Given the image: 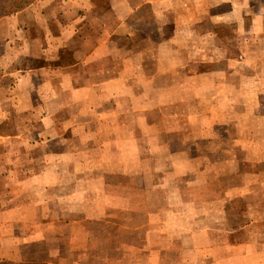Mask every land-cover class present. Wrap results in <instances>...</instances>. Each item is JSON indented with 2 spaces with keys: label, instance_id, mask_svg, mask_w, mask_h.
I'll use <instances>...</instances> for the list:
<instances>
[{
  "label": "crops",
  "instance_id": "1",
  "mask_svg": "<svg viewBox=\"0 0 264 264\" xmlns=\"http://www.w3.org/2000/svg\"><path fill=\"white\" fill-rule=\"evenodd\" d=\"M180 18L183 33L200 24L216 41L183 45L182 82L198 92L163 102L160 81L176 79L158 66H174ZM160 34L170 37L154 43ZM255 67L259 80L240 70ZM256 81L264 0H36L0 18V264H264V166L227 168L242 183L208 201L211 176L192 165L206 155L184 151L191 139H158L197 128L198 99L237 115L254 97L239 83ZM263 143L252 146L260 165Z\"/></svg>",
  "mask_w": 264,
  "mask_h": 264
},
{
  "label": "rangeland",
  "instance_id": "2",
  "mask_svg": "<svg viewBox=\"0 0 264 264\" xmlns=\"http://www.w3.org/2000/svg\"><path fill=\"white\" fill-rule=\"evenodd\" d=\"M181 6H179V9H181ZM181 13V11L179 12ZM175 30L176 33L174 35L173 44H174V51H173V59L172 60L174 66H158V69L160 72L163 70H170L175 74L176 82L172 84H168L166 81L165 76L163 77V81H160L163 83H160L159 85V96L162 97V101H168L165 97L168 96H175V100L178 99V97L181 95L183 90L190 89L195 90L198 92V84L197 83H190V84H184L182 82L183 76H182V59L184 58V52H183V45H195L199 43H208L212 44L216 41V39L211 35L204 36L203 40H201V37L197 34L196 28L200 26V24H196L197 27L192 28L193 32L192 34L188 35L183 33L182 27L183 26V19L180 18V20H175ZM193 22L194 19H192ZM186 22V20H185ZM203 27L206 29L212 28L211 23L207 20H204L201 22ZM199 25V26H198ZM190 27V28H191ZM194 32H196V35H194ZM167 37H170L169 35H157V36H151L153 38L154 43L156 42H163V39H166ZM137 40V41H136ZM136 41V44H138V48H144L148 47L150 44L146 43L148 41V36H141V35H135L134 36V42ZM260 41H255L256 44L249 43V45L254 46L256 49L257 46L261 45L262 43H259ZM259 43V44H258ZM218 44V41H217ZM141 46V47H140ZM257 50H255L256 52ZM162 61V60H161ZM166 62V61H165ZM170 62V61H169ZM154 69V68H153ZM250 71H246L247 68H240V70H243V74L246 75L247 73L254 72V76L257 77V80H259L262 76L263 70L262 68H248ZM130 70L132 72L135 71L134 67H130ZM150 71V68L148 69ZM147 71V73H148ZM251 75V74H249ZM253 76V75H252ZM239 85H242L243 87H248L247 92H252L254 94V97L252 99L242 100L239 101V113L237 115L232 114H223L218 115L215 114L214 109L212 110L211 105L213 103V99L207 98L204 100H197V110L199 106H202L201 109L204 110V113L201 115H194L190 117V123L191 125H197V128H191L190 130L183 131V132H174L169 133V135L159 137L158 139H161V141H171L174 139L179 138L182 140L183 138L186 140L191 139V146H184V151L189 152L192 155L201 154L206 155L205 162L202 160L201 163L195 164L192 163V165H195L198 167L199 165L201 167H204L206 170L207 176L212 179V182L207 183L206 189L203 190L201 188V193L206 196V200L210 201L215 195V190L219 185L222 186H230L234 183L236 185H239V183H242V179H235L233 177H230L228 174H225L227 168L231 170L236 171L237 173L240 172H247L257 171L258 168H262L263 164H259L256 153L254 150H257L256 147L254 149L252 146H258L260 148V143L262 141L264 142V82L259 81L255 82L253 84H250L245 82V84L239 83ZM210 91L214 92V85L211 84ZM208 91L212 97L214 96L215 92L212 93ZM244 91V90H243ZM237 100V99H236ZM238 101V100H237ZM246 105H245V102ZM201 110V111H202ZM164 118V119H163ZM180 119H177L173 122V120L170 118V116H161L160 122H167V126H173L175 124V128H181V126L187 122H184L183 117L180 116ZM139 119V117H137ZM185 119L189 121V117L185 116ZM179 120V121H178ZM183 121V122H182ZM152 122L150 119V116H142V123H149ZM243 127H253L255 129L253 130H242L238 128ZM237 128V129H236ZM236 129V130H235ZM134 132L127 131L125 132L126 136H132ZM147 135V132H143ZM174 134V136H173ZM197 140V141H195ZM115 148V147H113ZM263 151H264V143H263ZM167 153V152H166ZM222 159L224 161V164L221 165L218 160ZM248 159L250 161H248ZM218 175L215 177V175ZM215 177V180H214ZM221 177V178H220ZM245 183V179H244ZM134 186V180L127 182V187H133ZM245 186V184H244ZM249 197V196H248ZM260 206L264 205L261 203ZM260 214H264V210L260 212ZM235 218H242L239 215L235 214ZM258 231L262 232V228H257Z\"/></svg>",
  "mask_w": 264,
  "mask_h": 264
},
{
  "label": "trees",
  "instance_id": "3",
  "mask_svg": "<svg viewBox=\"0 0 264 264\" xmlns=\"http://www.w3.org/2000/svg\"><path fill=\"white\" fill-rule=\"evenodd\" d=\"M36 0H0V18L20 12Z\"/></svg>",
  "mask_w": 264,
  "mask_h": 264
}]
</instances>
